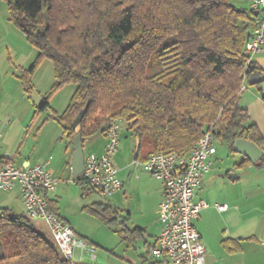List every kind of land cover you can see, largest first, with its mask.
Returning <instances> with one entry per match:
<instances>
[{
    "label": "trees",
    "instance_id": "1",
    "mask_svg": "<svg viewBox=\"0 0 264 264\" xmlns=\"http://www.w3.org/2000/svg\"><path fill=\"white\" fill-rule=\"evenodd\" d=\"M5 1L38 59L52 61L53 90L76 84L61 115L47 99L36 108L50 109L71 144L73 121L86 109L83 144L122 118L139 140L135 158L141 160L161 151L188 153L209 130L233 152L239 137L264 150L241 96L245 80L260 69L246 53L254 11L236 0ZM22 78L31 94L29 77ZM250 164L264 165V155L257 163L243 157L236 166ZM49 205L60 216L50 197ZM97 208L91 211L103 216L109 207ZM125 231L143 237L141 228ZM50 239L26 212L0 208V264H91L66 258Z\"/></svg>",
    "mask_w": 264,
    "mask_h": 264
},
{
    "label": "rangeland",
    "instance_id": "2",
    "mask_svg": "<svg viewBox=\"0 0 264 264\" xmlns=\"http://www.w3.org/2000/svg\"><path fill=\"white\" fill-rule=\"evenodd\" d=\"M38 58L39 50L10 20L8 4L5 0H0V116H7L11 107H14L16 117L24 119L22 123L15 120L12 127L5 129L4 132H8L6 144L14 146L18 156L25 153L35 162L52 157L49 169L61 179L59 190L53 193V198L57 201L58 213L71 223L82 239L95 248V258L86 252L81 260L78 259L81 251L76 249L74 261L91 264L153 263L155 260L152 255L150 256L144 238L138 235L133 237V233L125 231L150 224V210L153 211L155 206L154 198L150 197V174L141 165L131 164L138 147L137 139L124 123L121 145L113 159L118 166L131 164L134 180L131 188L125 193L120 192L110 197H102L96 192L84 194L82 186L73 181V175L69 170L55 171V166L64 155L69 141L63 127L50 115V112L46 110L36 112L32 96L37 92L48 100L56 114L61 115L70 104L76 91V84L69 83L54 91L56 79L53 63L48 58ZM33 65L35 69L30 72ZM23 74L29 77L34 88L31 94L26 91L23 84ZM94 136L103 139L101 132ZM216 146L218 152L213 171L215 179H218L204 189L203 193L209 204L214 207L213 220L222 222L224 219H229L227 215L233 212L231 210L230 214H221L215 208V203L227 202L231 206V197L236 198L242 194L241 190L245 184L242 178L239 184L235 185L229 178L232 173H228L226 178L222 176H225L228 169L233 170L234 163L243 157L231 151L219 139H216ZM84 152L86 154L89 152L88 143L85 144ZM98 204L109 207L101 210L103 216L91 211V208L98 209ZM0 205L12 206L15 211L21 213L23 208L18 189L0 190ZM114 218H116L114 221L109 222ZM33 222L37 230L50 238L48 228L45 229L42 220L33 219ZM2 254L0 243V256Z\"/></svg>",
    "mask_w": 264,
    "mask_h": 264
},
{
    "label": "built area",
    "instance_id": "3",
    "mask_svg": "<svg viewBox=\"0 0 264 264\" xmlns=\"http://www.w3.org/2000/svg\"><path fill=\"white\" fill-rule=\"evenodd\" d=\"M254 14V28L246 43L248 61L264 49V0H249ZM245 89L242 86L241 91ZM122 118L111 119L105 130L106 145L101 154L85 156V167L73 181L82 189L96 192L102 197L115 195L123 188L119 168L114 155L122 140ZM217 151L216 138L206 131L188 153L156 152L147 160L134 158L132 164L142 166L153 178L162 182L164 189L157 213L163 223L158 245L152 254L160 264H204L206 247L196 221L200 213L209 207L205 199L198 198L197 189L213 167ZM50 161L27 167L18 166L15 155L0 156V190L12 191L19 187L21 201L29 218L42 220L61 253L74 261L76 249L95 258V248L82 239L73 227L52 211L49 196L61 183L49 169ZM219 211L228 209L227 204H216Z\"/></svg>",
    "mask_w": 264,
    "mask_h": 264
},
{
    "label": "crops",
    "instance_id": "4",
    "mask_svg": "<svg viewBox=\"0 0 264 264\" xmlns=\"http://www.w3.org/2000/svg\"><path fill=\"white\" fill-rule=\"evenodd\" d=\"M236 4L240 7L252 10L249 0H236ZM253 62H255L257 66H259V68L264 72V49L254 56ZM244 86L245 89L241 94L242 104L247 107L250 113L251 120L258 126L264 137V97L261 96V91H264V82L262 83L261 90L258 89L257 85H250L248 83V79L245 80ZM15 120H17L19 123H22L24 121L23 118L16 117V110L14 107H11V111H9V114H7V116H0V138L2 139L0 140V156L15 155V162L18 166L21 167H27L29 165L43 163L46 161H50L48 165L50 167L52 163V157L41 162H35L33 161V158L27 156V154L25 153L19 154L18 156L15 150L16 148L11 144H6L8 132L5 133L4 131L6 128L12 127ZM101 133L103 135L102 140L97 139L96 136H92L84 142V148L86 143H88L89 145V152L87 154L84 152L85 156L90 153L101 154L104 152L106 145V136L105 133ZM3 139L5 142H3ZM138 142L139 140L137 139V143ZM217 152L218 149L213 157L214 162L211 171L207 174L206 177H204L201 186L197 189L198 198L205 199L207 202V197L203 193V191L218 179H215L216 176L215 172L213 171L216 162L215 156ZM72 156L73 144L69 142L60 162H58V164H56L55 166V171L59 169H66L69 170V172L72 174ZM241 160L242 159L234 163L233 170L228 169L225 176H222L223 178H226V175H228V173H232V175H236V177L234 176L229 178H231L235 185L239 184L242 178H244L245 183L241 190L242 194H240L236 198L231 197V206L227 202H225L224 204L228 205V209L225 211L218 210V212L221 214L229 213L232 210L231 212L233 213H229L230 215H227L229 219H224L222 222L214 221V207L209 204V207H207L200 213V216L196 221L197 228L201 233L202 241L207 251L204 264H264V165L250 164L238 168L236 166V163ZM114 163L119 168V177L124 184L123 188L117 193H125V191L131 188L134 180V175L132 173L133 171L130 166L132 163L130 165L123 164L120 166H118L115 161ZM52 173L56 176V173L54 171ZM59 188L60 185L58 186L56 191H58ZM16 189H18L19 191L21 200L20 189L19 187H17ZM163 189L164 186L162 182L150 175V197L154 198L155 206L153 211L150 210V224L145 226H136L143 229L142 238H144L145 246L150 252V256L152 255L155 260L150 264H160L153 256L152 250L155 246L158 245V240L163 227V223L157 213L158 206L162 200ZM49 197L52 200L53 205L57 206V201L54 200L53 193L50 194ZM216 204L219 203H215V205ZM21 205L23 208L22 212H25L22 201ZM1 207L13 208L12 206L0 205V208ZM66 221L71 225L68 220ZM44 226L45 229H47L46 225ZM47 232L53 242L57 244L49 229H47ZM78 235L81 237L80 234ZM80 255H78V259L80 258Z\"/></svg>",
    "mask_w": 264,
    "mask_h": 264
},
{
    "label": "water",
    "instance_id": "5",
    "mask_svg": "<svg viewBox=\"0 0 264 264\" xmlns=\"http://www.w3.org/2000/svg\"><path fill=\"white\" fill-rule=\"evenodd\" d=\"M257 11L254 12L257 15ZM264 82V72L261 69H257L252 72L248 77V83L250 85H257L258 89H262V83ZM261 96L264 97V91H261ZM32 101L35 107L43 108L45 105V100L37 92L32 96ZM88 106V105H87ZM47 112L50 111L49 108L46 109ZM86 113V109L79 112L78 116L73 121V127L75 130V136L73 140V156L71 161L72 175L76 176L83 172L85 167V153L82 141V125L81 121ZM234 148L238 154L247 158L251 163L259 162L263 155L264 150L259 146L249 141L244 137H239L235 140ZM236 177V175H231V177Z\"/></svg>",
    "mask_w": 264,
    "mask_h": 264
}]
</instances>
